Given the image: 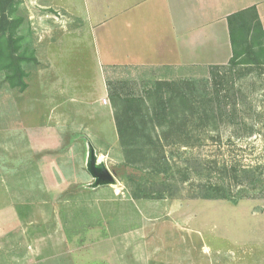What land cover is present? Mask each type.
Masks as SVG:
<instances>
[{
    "label": "rangeland",
    "instance_id": "374dc122",
    "mask_svg": "<svg viewBox=\"0 0 264 264\" xmlns=\"http://www.w3.org/2000/svg\"><path fill=\"white\" fill-rule=\"evenodd\" d=\"M23 8L39 65L28 67L24 92L0 74V264H264L263 191L233 203L194 198L187 185L180 197L134 199L109 96L88 116L80 108L100 99L108 80L123 82L151 112L163 111L161 97L171 104L164 127L150 125L167 158L264 177V68L113 67L103 81L104 54L89 46L47 50L45 26L30 20L25 0ZM192 79L209 80L208 91L221 92L233 116L206 127L211 134L200 141L169 135L181 110L174 85ZM93 161L114 182L100 181Z\"/></svg>",
    "mask_w": 264,
    "mask_h": 264
},
{
    "label": "trees",
    "instance_id": "16d2710c",
    "mask_svg": "<svg viewBox=\"0 0 264 264\" xmlns=\"http://www.w3.org/2000/svg\"><path fill=\"white\" fill-rule=\"evenodd\" d=\"M23 1L0 0V74L4 75L11 88L22 92L28 88V67L39 65L36 51L24 33L27 18ZM228 25L232 58L228 65L212 69L234 71L243 68L249 72L264 68V27L256 7L232 14L228 17ZM209 82L192 79L174 85L180 90L176 102L181 110H177V115L171 120L176 128L169 135L204 140L211 134L206 127L223 118L233 117L227 113L228 106L221 104L224 99L221 92L208 91ZM124 85L119 82L115 86L108 80L107 90L116 108L115 120L126 159L122 167L134 199L180 197L187 185L194 189V198L233 203L257 191L264 192V177L255 169H236L230 165L219 167L216 164V172L201 158H192L186 163L167 158L161 135L155 130L150 132V125L153 128L156 127L154 125L164 127L171 104L161 97L157 106L163 111L157 112L154 108L151 112L144 99L126 94ZM136 107L139 111H135ZM229 123L234 125V122ZM239 186L241 188L237 190Z\"/></svg>",
    "mask_w": 264,
    "mask_h": 264
},
{
    "label": "crops",
    "instance_id": "0c3cea01",
    "mask_svg": "<svg viewBox=\"0 0 264 264\" xmlns=\"http://www.w3.org/2000/svg\"><path fill=\"white\" fill-rule=\"evenodd\" d=\"M25 4L30 20L45 26L47 50L49 45L77 51L89 46L104 54L103 81L104 70L113 67L188 70L227 65L233 54L228 17L256 7L264 27V0H25ZM107 105L105 86L100 99L80 108L88 116Z\"/></svg>",
    "mask_w": 264,
    "mask_h": 264
},
{
    "label": "water",
    "instance_id": "95a60500",
    "mask_svg": "<svg viewBox=\"0 0 264 264\" xmlns=\"http://www.w3.org/2000/svg\"><path fill=\"white\" fill-rule=\"evenodd\" d=\"M92 169L95 171V175L100 181L114 182V178L112 174L109 172V170H107L104 167L102 170H98V168L96 167V163L94 161L92 163Z\"/></svg>",
    "mask_w": 264,
    "mask_h": 264
},
{
    "label": "built area",
    "instance_id": "2783aa9c",
    "mask_svg": "<svg viewBox=\"0 0 264 264\" xmlns=\"http://www.w3.org/2000/svg\"><path fill=\"white\" fill-rule=\"evenodd\" d=\"M105 103H106V101H105Z\"/></svg>",
    "mask_w": 264,
    "mask_h": 264
}]
</instances>
